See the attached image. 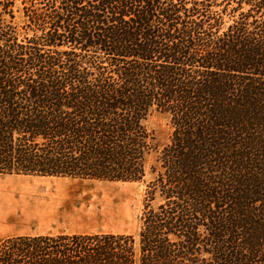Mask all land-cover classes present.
<instances>
[{
  "label": "trees",
  "instance_id": "16d2710c",
  "mask_svg": "<svg viewBox=\"0 0 264 264\" xmlns=\"http://www.w3.org/2000/svg\"><path fill=\"white\" fill-rule=\"evenodd\" d=\"M148 169L137 234L11 236L0 264H264V0H0V174Z\"/></svg>",
  "mask_w": 264,
  "mask_h": 264
},
{
  "label": "rangeland",
  "instance_id": "374dc122",
  "mask_svg": "<svg viewBox=\"0 0 264 264\" xmlns=\"http://www.w3.org/2000/svg\"><path fill=\"white\" fill-rule=\"evenodd\" d=\"M149 125L155 129L157 144L166 143L172 130L169 117L155 114ZM154 158L153 152L147 167ZM151 178L149 169L143 181L133 182L0 175V230L137 234L145 187ZM158 203V199L153 202L154 206ZM18 215L27 221H9ZM5 238L1 236L0 243Z\"/></svg>",
  "mask_w": 264,
  "mask_h": 264
},
{
  "label": "crops",
  "instance_id": "0c3cea01",
  "mask_svg": "<svg viewBox=\"0 0 264 264\" xmlns=\"http://www.w3.org/2000/svg\"><path fill=\"white\" fill-rule=\"evenodd\" d=\"M0 175H8V174H0ZM19 176H30V175H19ZM31 177H50V176H31ZM59 178H67V177H59ZM69 179H75V178H69ZM27 217L23 215H18L14 217H9V221H14L17 223H24L27 221ZM19 227V226H18ZM11 230H0V237L1 236H6V237H11V236H17V235H56V234H85L86 232H56V233H51V232H38L29 228L23 229V228H16L17 230H14L15 228H10ZM97 233V232H94ZM114 233V232H112Z\"/></svg>",
  "mask_w": 264,
  "mask_h": 264
}]
</instances>
